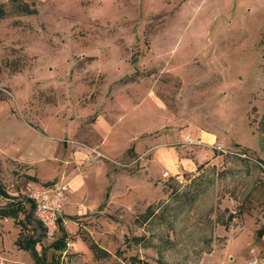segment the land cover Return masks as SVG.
I'll use <instances>...</instances> for the list:
<instances>
[{"label":"rangeland","instance_id":"obj_1","mask_svg":"<svg viewBox=\"0 0 264 264\" xmlns=\"http://www.w3.org/2000/svg\"><path fill=\"white\" fill-rule=\"evenodd\" d=\"M52 141L51 180L11 158ZM86 162L97 205L48 238L29 194ZM0 191V210L24 207L0 216V264H220L206 256L225 231L224 263L247 264L264 224V0H0Z\"/></svg>","mask_w":264,"mask_h":264},{"label":"crops","instance_id":"obj_2","mask_svg":"<svg viewBox=\"0 0 264 264\" xmlns=\"http://www.w3.org/2000/svg\"><path fill=\"white\" fill-rule=\"evenodd\" d=\"M36 134L39 135L37 132H36ZM39 136L41 138H46V135L41 134ZM49 138H51V136H49ZM200 139H204V141H206L208 143L213 142V141H211L210 137L203 136L202 134H200ZM56 142L52 141V142H50L49 146L48 145L47 146L42 145L43 147H38V149H34V147L23 148L22 150H20V153H21L20 156H17V157L12 156L11 158L13 160H17L18 162L34 163L36 165H38L39 162L44 163V165L47 168H48V166L50 168L46 169V171L45 170L42 171V170H39L37 168L38 174H39L38 178L41 181L51 180L50 177H51L52 173L55 171V167H56V164L58 162L57 159L60 156L58 144ZM72 154L74 157V161L77 164L82 162L83 160H85L88 157L86 150H83V149H81V150L76 149V150H74V152ZM158 160L172 164V160H174V158H165L163 156V157H158ZM66 168H68V170H69L68 174H66V176L63 174V177L60 178L59 180H62V181L67 183V185L69 187V192L67 193V195L63 199L60 219H61L62 214L65 212H68L69 214H71V213L72 214H76V213L81 214V213L85 212L86 208L88 207V206L87 207L85 206L86 204H88L89 206L97 205V165H90V163L86 162L84 164V166H82L80 172L76 171V169L74 168V165H71V166L66 167ZM174 173H176V172H174ZM52 182H55V181L46 182L43 185H41V187L45 186L49 183H52ZM0 196H2L4 198H10L9 195L7 197H5V196L0 194ZM9 200L14 201L13 198H11ZM14 202L21 203V209L16 213L15 217L1 216L2 218L11 217V218L15 219L19 212L24 211V207H23V204L21 201H14ZM27 204H28L29 208L31 210H33L31 201H28ZM5 207H3V208H5ZM28 215L29 214H26L25 217L28 218L29 217ZM63 222L65 223V220H63ZM60 224H61V221L59 220L55 234L53 235V237L48 236V238H54L58 229L62 230V227L60 226ZM219 229H220V227L218 228V230ZM254 232H255V235H254L255 241L258 242V246H259L258 251L259 252L254 257L250 258L249 261L257 259L258 261L263 262V264H264V224H261V227L257 228V230H255ZM229 234H230V232L225 231V233L222 236H228V237L225 238L221 242V247H218L216 249L213 248V250H211V252L207 254V256H206L207 258L208 257L216 258L217 260H219L220 264H225L224 262L226 261V259L229 256L228 250H227V244L230 243L229 239H228V238H230ZM28 239H31V238H28ZM25 240H27V239H25ZM25 240H23V242ZM23 250H25V249H23ZM140 264H147V263H146V261H143Z\"/></svg>","mask_w":264,"mask_h":264},{"label":"built area","instance_id":"obj_3","mask_svg":"<svg viewBox=\"0 0 264 264\" xmlns=\"http://www.w3.org/2000/svg\"><path fill=\"white\" fill-rule=\"evenodd\" d=\"M222 147V145H220ZM218 148V147H216ZM221 149V148H219ZM69 192L66 182L58 180L36 189L29 194L34 215L47 236H53L60 219L63 199ZM250 252H252L250 250ZM247 264H262L257 259Z\"/></svg>","mask_w":264,"mask_h":264},{"label":"trees","instance_id":"obj_4","mask_svg":"<svg viewBox=\"0 0 264 264\" xmlns=\"http://www.w3.org/2000/svg\"><path fill=\"white\" fill-rule=\"evenodd\" d=\"M0 194L5 196V197L8 196L7 193H5L4 191H0ZM20 209H21V203L9 201V203L6 205V207L0 210V216L15 217L16 213ZM32 209H33V204H32ZM18 242H19V247H21L25 250H29L31 256L35 260H38V261L40 260V258H41L40 255H38L34 249V244H35L34 239H27L24 242L19 239ZM65 247H66V234L65 233H63L61 235V237H58L57 239H55L50 245V248H52L53 250H55L59 253H61L65 249Z\"/></svg>","mask_w":264,"mask_h":264}]
</instances>
